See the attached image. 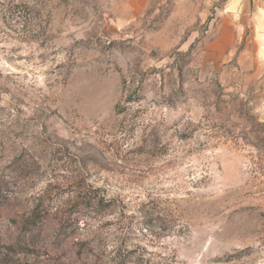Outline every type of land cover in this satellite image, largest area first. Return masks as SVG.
<instances>
[{
  "label": "rangeland",
  "instance_id": "rangeland-1",
  "mask_svg": "<svg viewBox=\"0 0 264 264\" xmlns=\"http://www.w3.org/2000/svg\"><path fill=\"white\" fill-rule=\"evenodd\" d=\"M0 264H264V0H0Z\"/></svg>",
  "mask_w": 264,
  "mask_h": 264
},
{
  "label": "trees",
  "instance_id": "trees-1",
  "mask_svg": "<svg viewBox=\"0 0 264 264\" xmlns=\"http://www.w3.org/2000/svg\"><path fill=\"white\" fill-rule=\"evenodd\" d=\"M37 225H38V222L36 220V217H32L31 219H28L26 221L23 228H24V231L29 234V232H32V230L36 229Z\"/></svg>",
  "mask_w": 264,
  "mask_h": 264
}]
</instances>
